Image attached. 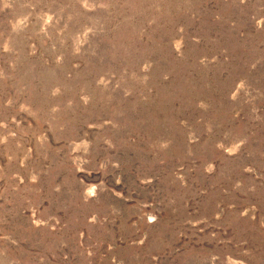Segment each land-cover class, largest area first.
<instances>
[{"label":"rangeland","instance_id":"1","mask_svg":"<svg viewBox=\"0 0 264 264\" xmlns=\"http://www.w3.org/2000/svg\"><path fill=\"white\" fill-rule=\"evenodd\" d=\"M0 264H264V0H0Z\"/></svg>","mask_w":264,"mask_h":264}]
</instances>
